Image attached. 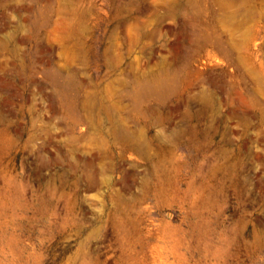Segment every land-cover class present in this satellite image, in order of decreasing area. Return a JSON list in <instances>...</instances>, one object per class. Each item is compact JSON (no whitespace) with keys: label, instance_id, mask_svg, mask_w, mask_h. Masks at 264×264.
<instances>
[{"label":"rangeland","instance_id":"1","mask_svg":"<svg viewBox=\"0 0 264 264\" xmlns=\"http://www.w3.org/2000/svg\"><path fill=\"white\" fill-rule=\"evenodd\" d=\"M0 264H264V0H0Z\"/></svg>","mask_w":264,"mask_h":264}]
</instances>
